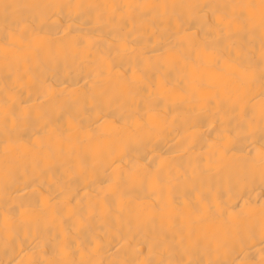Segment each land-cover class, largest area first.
<instances>
[{
	"label": "bare ground",
	"instance_id": "obj_1",
	"mask_svg": "<svg viewBox=\"0 0 264 264\" xmlns=\"http://www.w3.org/2000/svg\"><path fill=\"white\" fill-rule=\"evenodd\" d=\"M0 264H264V0H0Z\"/></svg>",
	"mask_w": 264,
	"mask_h": 264
}]
</instances>
